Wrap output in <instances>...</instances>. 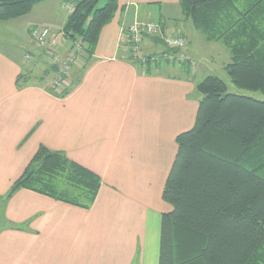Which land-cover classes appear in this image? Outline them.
I'll use <instances>...</instances> for the list:
<instances>
[{"label":"crops","instance_id":"obj_1","mask_svg":"<svg viewBox=\"0 0 264 264\" xmlns=\"http://www.w3.org/2000/svg\"><path fill=\"white\" fill-rule=\"evenodd\" d=\"M47 1L38 4V12ZM118 2L94 58L80 82L73 76L66 97L52 93L46 81L51 69L43 80L24 73L28 54L43 56L30 30L48 27L42 26L44 19L27 20L24 57L0 48V264H159L162 215L171 211L162 193L177 155L176 138L195 124L203 98L199 73L214 56L200 55L198 47L211 43L179 17L180 0ZM138 20L164 24V30L183 26L185 52L196 66H142L124 56L122 26ZM157 40L145 37L140 53L168 51L158 48ZM66 42L49 50L66 56ZM21 76L26 77L18 83ZM41 146L65 153L102 178L90 209L27 189L7 198Z\"/></svg>","mask_w":264,"mask_h":264},{"label":"trees","instance_id":"obj_2","mask_svg":"<svg viewBox=\"0 0 264 264\" xmlns=\"http://www.w3.org/2000/svg\"><path fill=\"white\" fill-rule=\"evenodd\" d=\"M44 1L0 0V21L25 17ZM61 5L72 6L62 33L85 61L72 71L76 81L61 94L52 87V93L66 97L94 58L100 34L116 17L119 2L63 0ZM180 6L184 19L206 42L227 48L232 83L264 95V0H180ZM159 37L157 43L168 51L153 55L181 51ZM51 65L53 74L58 72ZM197 90L203 98L195 124L176 138L177 155L162 193L171 211L162 215L159 264H264V101L229 93L227 84L213 75L199 82ZM101 186L98 174L63 152L41 146L7 198L27 189L90 209Z\"/></svg>","mask_w":264,"mask_h":264},{"label":"rangeland","instance_id":"obj_3","mask_svg":"<svg viewBox=\"0 0 264 264\" xmlns=\"http://www.w3.org/2000/svg\"><path fill=\"white\" fill-rule=\"evenodd\" d=\"M60 1L61 0L47 1L46 5H43L44 7H42V9H40L39 12H38L39 10L38 8L40 7L36 5L33 11L31 12V14L29 13L30 14L29 16H25L22 18L11 20V21H0V48L4 50L5 52L10 53L12 55L17 54L16 52L18 51L20 57H24V54L27 52L28 47H29V44H26L25 42H23L24 35H25L24 26L26 25L27 20H30L33 18L38 20V17L44 19V22H42V26L50 27L55 32V34L58 36L56 40V46L58 44H62L63 42L67 41V39L64 37L62 33L63 26L61 25H63L64 21L66 20L67 14L71 13V8H64L63 6H61ZM47 11H50L53 15H56L57 17L56 20H53L52 17L49 18V16L45 14ZM181 16L182 14L179 15V17ZM181 19H183L182 21L186 22L183 16ZM136 22L137 21H135L134 23ZM139 22H142V21H139ZM171 28H181V27L172 26ZM31 32H32V29L30 30V38L32 39V42L36 45V47L41 49V53L43 52V56H41V59H39L38 54L36 55L37 58L32 57L30 54H28L26 56V60L28 61H25L24 63V65L26 66V70H24V73H26L27 74L26 76H29L30 78L37 79L43 76L44 72L51 69V66H52L51 64L54 63L52 54H58V53L55 52V50L50 51L47 48L39 47L36 41L33 39ZM151 37H155V36H151ZM156 37L158 38V36ZM186 39H187V35H186ZM66 43L69 44L68 46H70L67 54L73 53L74 51L78 50L77 47L72 49L69 42H66ZM187 45H188V39H187ZM206 45L208 46L207 43ZM158 48L162 49V48H165V46L164 44L159 43ZM206 48L207 49L203 47H200V48L198 47V51L200 55L201 56L204 54L212 55L214 56V59L210 61L209 63L203 62V72L199 73L201 75L200 76L201 80L205 79V77H207L208 75H213V76L219 77L227 84L229 93L246 95V96H250V97L257 98L259 100L264 101V95L262 93L239 89L232 83L226 71L227 64L231 62V55L223 44L211 43V45H209ZM148 51H149L148 49L145 50V52H148ZM140 52H141V46H140ZM77 60H78L77 64L72 68V70L69 73L67 84H65V86H63L61 89L57 90L58 94H61L64 88H67L70 84H72L71 81L73 80V76H75V74L72 71L75 69V67L81 68L85 64L84 57L81 56L80 54H79V57H77ZM58 74L59 73L56 72L55 74H52V76L48 78V80H46L47 82H51L52 87H53V84H52L53 78H55ZM70 88H72V86Z\"/></svg>","mask_w":264,"mask_h":264},{"label":"built area","instance_id":"obj_4","mask_svg":"<svg viewBox=\"0 0 264 264\" xmlns=\"http://www.w3.org/2000/svg\"><path fill=\"white\" fill-rule=\"evenodd\" d=\"M64 8H72V6L63 5ZM32 37L36 41L37 45L48 50L56 45L57 35L49 27H37L32 32ZM144 35L148 36H160L168 47L173 50H181L179 53H165L162 56L156 55H144L140 53V46L143 42ZM121 36L123 38V51L126 57H133L136 60L141 61L143 65L148 62L160 63L172 62L177 66L190 63L194 68L195 62L191 57L184 52L187 47V39L185 31L182 28H170L166 31L158 23L139 22V20L133 25L122 26ZM79 48L75 53L62 56L60 54L53 55V64L58 67V75L53 79V88L57 91L67 84V79L72 68L77 64V54ZM69 85V84H68Z\"/></svg>","mask_w":264,"mask_h":264},{"label":"water","instance_id":"obj_5","mask_svg":"<svg viewBox=\"0 0 264 264\" xmlns=\"http://www.w3.org/2000/svg\"><path fill=\"white\" fill-rule=\"evenodd\" d=\"M153 40H157V37L155 36V37H153Z\"/></svg>","mask_w":264,"mask_h":264}]
</instances>
